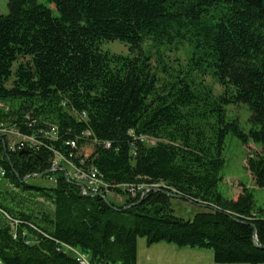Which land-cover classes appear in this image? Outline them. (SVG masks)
I'll return each mask as SVG.
<instances>
[{
  "label": "trees",
  "instance_id": "16d2710c",
  "mask_svg": "<svg viewBox=\"0 0 264 264\" xmlns=\"http://www.w3.org/2000/svg\"><path fill=\"white\" fill-rule=\"evenodd\" d=\"M7 8L0 102L10 110L0 121L43 145L20 155L0 141V264H136L139 238L210 250L215 264H264V208L253 190L240 186L233 199L218 191L229 134L258 146L245 169L264 189V0H8ZM115 41L132 54L101 51ZM145 42L157 52L188 44L189 71L223 93L187 75L159 83L140 52ZM236 105L249 113L247 131L227 116ZM48 124L56 140L38 134ZM52 150L95 169L109 193L82 195L63 171L51 172ZM143 185L159 188L143 197L121 188ZM169 193L201 212L175 217Z\"/></svg>",
  "mask_w": 264,
  "mask_h": 264
},
{
  "label": "rangeland",
  "instance_id": "374dc122",
  "mask_svg": "<svg viewBox=\"0 0 264 264\" xmlns=\"http://www.w3.org/2000/svg\"><path fill=\"white\" fill-rule=\"evenodd\" d=\"M43 2L44 0H39ZM8 0H0V15L8 13ZM101 51L112 55L129 56L132 53L128 46L119 42L103 43L100 46ZM140 52L144 56H149L150 64L153 73L159 79V83L168 82L176 76H189L195 84L207 85L212 89L214 95L223 93L222 88L209 75L201 76L194 72H190L188 68V61L190 59L192 50L188 44L165 46L157 52L152 47L150 42H145ZM14 69V68H13ZM10 84V81L9 83ZM226 113L229 119H236L240 127L247 131L249 129L248 119L249 113L245 106L236 105L226 108ZM155 141H146V145L153 146ZM247 148L249 150H247ZM250 152H258V146L250 143L248 147L244 146L238 139L231 134L227 135L224 141L221 158L224 165L220 172L221 182L218 185V191L227 199H233L240 192V186H245L247 189L253 190L255 204L257 207L264 208V189H258L254 186L253 180L245 169V162L247 155ZM62 166H65L64 164ZM36 185H45L44 180L33 179L31 181ZM4 188H7L6 186ZM9 189V188H7ZM120 199V198H119ZM118 197L114 194H109L108 201L119 203ZM121 201H123L121 199ZM171 209L173 215L179 219L191 220L195 214L201 212V208L197 205L190 204L179 199L171 200ZM146 245L145 238H139ZM203 253H208L210 257L212 252L210 250H201ZM207 261V260H204ZM190 262H193L192 260Z\"/></svg>",
  "mask_w": 264,
  "mask_h": 264
},
{
  "label": "built area",
  "instance_id": "2783aa9c",
  "mask_svg": "<svg viewBox=\"0 0 264 264\" xmlns=\"http://www.w3.org/2000/svg\"><path fill=\"white\" fill-rule=\"evenodd\" d=\"M8 107L0 102V110L8 112ZM10 110V109H9ZM28 119V118H27ZM48 130H38V134L44 133L45 136H48L51 140L57 139V127L51 124L47 125ZM146 140V139H145ZM0 141L6 143V148L10 154L24 151L27 147H41L43 145L42 140L38 139L36 136H27L22 134L19 129L9 124V126L0 121ZM150 141V140H146ZM73 146V144H71ZM54 157L50 161V171H63L64 177L68 180L75 181L80 185V191L82 195L85 196H104L109 193V188L102 179L98 176L95 169L88 171L77 168L71 162H69L65 157H63L59 152L52 150ZM65 166H62V165ZM6 171L0 165V188L6 183L5 181ZM36 176V175H34ZM50 182H54V179L51 178ZM122 190L131 193L133 197L141 193L143 197L149 190L158 189L159 186H121ZM118 200L121 201V198ZM81 264H87L85 260H82Z\"/></svg>",
  "mask_w": 264,
  "mask_h": 264
},
{
  "label": "crops",
  "instance_id": "0c3cea01",
  "mask_svg": "<svg viewBox=\"0 0 264 264\" xmlns=\"http://www.w3.org/2000/svg\"><path fill=\"white\" fill-rule=\"evenodd\" d=\"M193 262H190V261ZM207 260V261H204ZM136 264H215L212 256L199 249L177 248L166 243L151 246L137 240Z\"/></svg>",
  "mask_w": 264,
  "mask_h": 264
},
{
  "label": "water",
  "instance_id": "95a60500",
  "mask_svg": "<svg viewBox=\"0 0 264 264\" xmlns=\"http://www.w3.org/2000/svg\"><path fill=\"white\" fill-rule=\"evenodd\" d=\"M26 151H21L20 152V155L21 154H23V153H25ZM35 177H37V176H35ZM27 180V178L24 180V181H26ZM172 199H179L180 200V197L178 196V195H176V194H173V193H169L168 194ZM89 196V195H88ZM90 197V196H89ZM107 202V201H106ZM254 238H256V235H254Z\"/></svg>",
  "mask_w": 264,
  "mask_h": 264
}]
</instances>
